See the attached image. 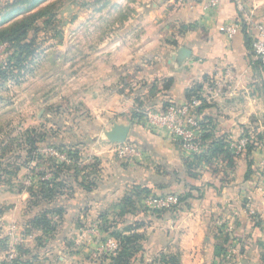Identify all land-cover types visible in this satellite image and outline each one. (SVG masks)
Returning a JSON list of instances; mask_svg holds the SVG:
<instances>
[{"label":"crops","instance_id":"1","mask_svg":"<svg viewBox=\"0 0 264 264\" xmlns=\"http://www.w3.org/2000/svg\"><path fill=\"white\" fill-rule=\"evenodd\" d=\"M104 2L97 11L109 12L111 19L96 22L114 31L96 36L93 46L87 43L90 36H82L77 80L79 102L90 119L95 112L109 123L106 128L97 123L92 138L99 139L86 147L100 158L97 178L91 188L81 183L57 200L64 215L48 234L56 241L40 242L36 235L41 230H34L35 237L22 248L25 259L21 255L16 264H86L74 256L67 259L66 239L90 229L93 221L106 220L112 231L144 234V257L165 252L176 264H264V195L259 189L264 187V67L251 50L253 23L264 24V0H241V9L223 0L216 11L205 14L193 1ZM20 3L0 0V21ZM118 12L121 17H114ZM135 12L142 13L135 17ZM239 19L241 31L229 38L226 25ZM72 53L63 49L68 65ZM194 89L202 98H193L206 104L199 114L209 122L210 148L222 139L230 150L208 151L204 144L205 150H187L166 127L148 123L149 111L186 104L187 92ZM140 109L142 118L136 115ZM115 125L130 127L127 141L143 150L142 161H111L104 138ZM204 132L202 128L200 134ZM246 135L256 140L236 154L230 143ZM167 195L176 196L178 203L153 206L152 198ZM185 195L186 200L179 198ZM217 247L225 252L218 255ZM148 263L145 257L140 264Z\"/></svg>","mask_w":264,"mask_h":264},{"label":"rangeland","instance_id":"2","mask_svg":"<svg viewBox=\"0 0 264 264\" xmlns=\"http://www.w3.org/2000/svg\"><path fill=\"white\" fill-rule=\"evenodd\" d=\"M177 1L188 3L187 0ZM38 2L34 8L23 10L21 13L6 10L0 21V31H4L14 29L21 19L41 13L27 28L25 37L17 40L14 36L13 39L0 42V251L4 252L1 264H16L23 255V246L35 237L34 230H41L42 234L36 235L37 238L41 237L40 242L45 239L48 241L44 243L56 241L50 237L52 232H44L43 228L34 223V219L45 215L44 219L48 220L51 227L61 225L64 210L60 214L52 212V209H55L56 202L62 195L70 194L81 183L91 185L97 178L95 169L100 164V158L90 153L87 148L92 144L96 145L99 139L92 138L97 132V123H103V128L109 125L102 122L97 117L99 114L95 112H92L90 119V111L79 102L80 93L77 88L79 63L82 59L78 56L79 51L83 52L82 47L85 44L82 36H90L87 43L90 45L91 41L93 46L96 36L114 31L112 26L96 22L102 18L108 21L111 19L109 12L97 11L98 5L105 6L104 0ZM234 4L237 6V3ZM22 5L29 6V3L25 1ZM125 12L122 11V14ZM140 13L142 12H135V17H139ZM122 14L114 13V17L119 18ZM32 49L35 51L28 55ZM63 49L73 52L70 65L63 59ZM64 88L67 97L62 95ZM201 105L197 108L200 119L203 117L199 114ZM36 137V142H33L32 139ZM200 137L201 135L198 136V141L202 147ZM251 138L253 143L256 139L252 136ZM104 140V143L109 145L112 162L118 158L121 163L133 164L144 158L143 150L135 142L131 144L140 154L121 157L118 148L122 143H113L108 138ZM209 141L204 144L206 148L211 145ZM61 145L65 146V150L58 148L62 147ZM181 145L183 146L182 142ZM49 147H55L60 154H66V159L50 155L47 151ZM205 147L202 148L205 150ZM57 165H63L59 172ZM54 178L65 187L57 190L58 194L52 203L42 199L38 202L37 198L40 199L45 183L54 181ZM50 204L52 205L49 206ZM48 209L50 211L46 212ZM15 210L21 214L15 216ZM101 225L99 221H93L90 229H83L86 234H72L70 239H66L67 244L64 245L67 249V259L74 256L76 259L86 260V264H98L101 260L111 264V258L116 255L119 244L112 234L101 231ZM112 241L116 243L115 247L110 246ZM134 249L137 255L133 262L136 264L143 263L145 257L152 264H169L173 259L172 256L166 258L162 254L165 252H153L150 257H144L146 249L143 241L137 243ZM22 258L25 259V253Z\"/></svg>","mask_w":264,"mask_h":264},{"label":"built area","instance_id":"3","mask_svg":"<svg viewBox=\"0 0 264 264\" xmlns=\"http://www.w3.org/2000/svg\"><path fill=\"white\" fill-rule=\"evenodd\" d=\"M182 1V0H180ZM188 2L193 1L201 6L203 12H213L216 11L223 0H187ZM240 1V0H239ZM238 0H233L237 3L238 8H242L241 2ZM252 20H249L251 23ZM253 23V22H252ZM243 22L239 19L236 22H232L225 27V33L229 38H233L237 35L242 27ZM253 34L251 40V50L264 66V24L255 22L253 23ZM201 105V100L199 98H192L186 104L175 105L171 104L168 107L161 109L159 111H149L146 116L148 123L152 126H163L166 127L174 137L181 139L183 147L187 150L198 151L200 147V142L198 141V136L201 134L202 125L200 117L197 115V108ZM251 137L246 135L242 138L232 141L230 146L233 148L236 154H240L247 149L251 143ZM48 153L52 156H58L62 159H66V154H60L55 147H49L47 149ZM119 155L121 157L128 155H139L140 152L131 143L126 142L120 144L118 148ZM68 160V159H67ZM259 189L264 195L263 185H259ZM178 198L176 196H157L152 198V204L155 208L169 207L171 205L177 204ZM110 246H116V243L112 241Z\"/></svg>","mask_w":264,"mask_h":264},{"label":"trees","instance_id":"4","mask_svg":"<svg viewBox=\"0 0 264 264\" xmlns=\"http://www.w3.org/2000/svg\"><path fill=\"white\" fill-rule=\"evenodd\" d=\"M25 1H27L29 3V6H27V5L23 6L22 5L23 2H25ZM20 2H21L20 5L13 12L21 13L23 10H28V9L34 8L35 5H37V3H39L38 0H34V1H32V0H20ZM31 2H33V3H31ZM38 15H41V13H36V14H33L32 16H29V18L26 17V19H21L19 22H17V24H16L17 26H15L14 29H6L4 31H0V42L4 41L6 39H10V38L13 39L14 36H16L17 40L21 39L22 37H25L26 33H27V28L31 25V23H33L35 20L38 19ZM34 51H35L34 49L30 50L28 55H32ZM194 96L202 98L199 95V92L197 91V89L189 90L187 92L188 99H191ZM168 106L169 105H164L161 109H164ZM205 106H206V104L203 101V104L201 105L200 109L204 108ZM136 115H137V117L142 118L144 116V109H140V111H138L136 113ZM201 125L203 126V129L206 130V132H204V134H201L200 140H201L202 144H205L208 141L207 139L210 138V132H208L209 131V127H208L209 122H207V119L205 117L202 118ZM36 139H37V137L33 138L32 139L33 142H36ZM61 146L62 147H58V148L65 150L64 149L65 146L64 145H61ZM227 146H228V143L224 142L222 139H219V140L214 141L212 143L211 148L209 146L208 151H210V150L211 151H213V150L214 151L215 150L224 151L226 149H229ZM250 147H252V146H248L247 148L249 149ZM68 152L72 154L71 151H68ZM204 154L205 155H202L203 157L210 156V153H204ZM72 156H74V155L72 154ZM62 167H63V165H57L58 172L62 170ZM55 177L57 179H59L58 176H55ZM56 178H54L55 179L54 181L51 180V181H48L45 183L46 186H44V189L41 192L42 197L39 196L40 199L37 198L38 202H40L42 199L43 201L47 200L48 203H52L53 198H55V196H57V194H58L57 190H59V188L62 189L65 187L62 183H59L60 179L57 180ZM92 185H93V183H91V185H86V187L91 188ZM32 193L36 194L34 191H32ZM34 196H37V195H34ZM187 197L188 196L185 195V196H180L179 198L181 200H186ZM130 199L131 198H128V202H129V204H132V201ZM48 211H50V209H48L46 212H48ZM52 212H57V213L62 214L63 209L60 206H56L55 209H52ZM43 214H45V213H43ZM44 218H46L45 215H43L42 218L34 219V223H36V225L38 227L43 228L46 232L52 231L54 229V226L51 227L48 220L44 219ZM44 220H45V222H44ZM47 226H49V228ZM100 229L103 232L107 231L110 234H112L117 239V242L119 244V249L117 250L116 255H114L111 258V262H110L111 264H130L136 258L137 254L135 255V252H134L135 249L134 248L137 245V243L140 244V241H143L145 239L144 234H142L140 232L123 233V232L116 231V230L112 231V230H110V225H108L107 220L102 223V225L100 226ZM224 252H225V248L217 247L218 255H220ZM172 262L176 263V259L173 258ZM16 263H18V262L16 261ZM3 264H7V263H3ZM19 264H20V262H19Z\"/></svg>","mask_w":264,"mask_h":264},{"label":"water","instance_id":"5","mask_svg":"<svg viewBox=\"0 0 264 264\" xmlns=\"http://www.w3.org/2000/svg\"><path fill=\"white\" fill-rule=\"evenodd\" d=\"M129 126L115 125L111 131L107 133L109 141L113 143H123L127 141Z\"/></svg>","mask_w":264,"mask_h":264}]
</instances>
